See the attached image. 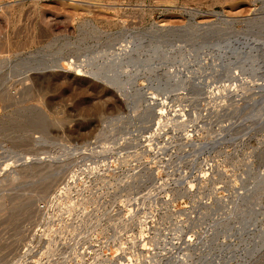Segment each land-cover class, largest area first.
I'll use <instances>...</instances> for the list:
<instances>
[{"label":"rangeland","instance_id":"obj_1","mask_svg":"<svg viewBox=\"0 0 264 264\" xmlns=\"http://www.w3.org/2000/svg\"><path fill=\"white\" fill-rule=\"evenodd\" d=\"M0 4V264H264V0Z\"/></svg>","mask_w":264,"mask_h":264},{"label":"bare ground","instance_id":"obj_2","mask_svg":"<svg viewBox=\"0 0 264 264\" xmlns=\"http://www.w3.org/2000/svg\"><path fill=\"white\" fill-rule=\"evenodd\" d=\"M119 62H121L120 60H119ZM98 68H100V67H98ZM102 68V67H101ZM118 69V68H117ZM126 69V68H125ZM119 70V69H118ZM100 70H98L97 72H99ZM121 71V70H120ZM126 71V70H125ZM129 71V70H128ZM142 71V70H141ZM140 71V72H141ZM144 71V70H143ZM123 72V71H122ZM130 72V71H129ZM129 72H126V74L127 73H129ZM93 73V72H92ZM91 72H86V74H88V75H91L92 74ZM124 73V72H123ZM135 73V72H134ZM138 73H139V71H138ZM144 73V72H143ZM125 74V73H124ZM92 75H94V74H92ZM91 75V76H92ZM104 75V74H103ZM128 75V74H127ZM130 75H131V72H130ZM133 75V74H132ZM136 75V74H135ZM139 75H140V73H139ZM124 76V75H123ZM129 76V75H128ZM108 77V76H107ZM127 77V76H126ZM132 77V76H131ZM130 77V78H131ZM137 77V76H136ZM172 77H174L175 79H173V80H171V83H174V82H176L177 80H179L178 78H176L175 76H173L172 75ZM171 77V78H172ZM112 78V77H111ZM127 78H129V77H127ZM90 79H92V77L90 78ZM94 79H96L97 80V78H95V75H94ZM121 79V78H120ZM136 79L137 78H133V79H130L131 81V83L130 84H127V83H122V82H118V83H116V84H114V83H112L110 80H109V78L108 79H98L97 81L101 84V83H105V81H106V83L108 84V85H111L112 87H113V89L118 93V96L121 98V100H123V102H124V104L126 105V106H130V104H131V100H132V95L130 94V91H129V85L131 86H133V87H135L136 88V90L137 91H139V92H143L144 94H148V93H146L145 92V88H139V87H136ZM97 82V83H98ZM217 92H219V91H217ZM220 93V92H219ZM215 98H217L216 96H215ZM81 126V125H80ZM80 126H78V127H80ZM99 137H100V133L98 134V136H96V138L94 139V140H96V143L97 144H99L100 143V139H99ZM94 143H95V141H94ZM94 144V148H97V144ZM91 144V143H90ZM87 145V144H86ZM96 145V146H95ZM89 146V145H88ZM93 147V146H92ZM80 151H85V152H87V151H90V149H83V148H80L79 149ZM261 180V179H260ZM261 184H263L264 185V178H262V182H255L254 183V185H253V188L254 189H256L257 187H259ZM179 259V258H178ZM168 262V261H167ZM156 263V262H155ZM170 263V262H169ZM172 263V262H171ZM152 264V263H151ZM175 264V263H174Z\"/></svg>","mask_w":264,"mask_h":264},{"label":"built area","instance_id":"obj_3","mask_svg":"<svg viewBox=\"0 0 264 264\" xmlns=\"http://www.w3.org/2000/svg\"><path fill=\"white\" fill-rule=\"evenodd\" d=\"M13 3H16V2H6L4 3L5 5H10V4H13ZM20 3V2H19ZM4 4H0V8H3Z\"/></svg>","mask_w":264,"mask_h":264}]
</instances>
